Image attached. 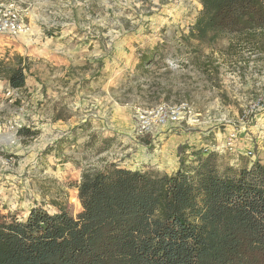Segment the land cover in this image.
I'll list each match as a JSON object with an SVG mask.
<instances>
[{"label":"rangeland","instance_id":"rangeland-1","mask_svg":"<svg viewBox=\"0 0 264 264\" xmlns=\"http://www.w3.org/2000/svg\"><path fill=\"white\" fill-rule=\"evenodd\" d=\"M17 1L30 31L0 34V59L21 56L27 86L9 102L0 80V114L23 107L25 128L39 133L22 129L15 161L0 162V213L24 217L38 204L76 216L84 169L172 173L185 143L187 154L216 150L224 165L264 164V44L185 40L199 0ZM162 103L191 113L141 131L137 111Z\"/></svg>","mask_w":264,"mask_h":264},{"label":"trees","instance_id":"trees-1","mask_svg":"<svg viewBox=\"0 0 264 264\" xmlns=\"http://www.w3.org/2000/svg\"><path fill=\"white\" fill-rule=\"evenodd\" d=\"M199 2L185 40L264 44V0ZM2 79L26 87L21 56L0 59ZM187 148L177 147L172 173L116 163L84 169L76 216L38 204L24 217L0 213V264H264V164L224 165L216 150Z\"/></svg>","mask_w":264,"mask_h":264},{"label":"built area","instance_id":"built-area-1","mask_svg":"<svg viewBox=\"0 0 264 264\" xmlns=\"http://www.w3.org/2000/svg\"><path fill=\"white\" fill-rule=\"evenodd\" d=\"M30 26L25 19V10L17 0H0V34L18 37L29 33ZM9 102L19 97L17 89H9L5 94ZM3 106L0 105V109ZM2 110V109H1ZM25 109L21 107L12 115L0 114V162H14L13 148L19 145V133L27 126ZM191 108L186 103H162L152 108L137 111L138 128L151 131L158 126L177 124L184 121ZM254 155L252 150L247 152Z\"/></svg>","mask_w":264,"mask_h":264},{"label":"crops","instance_id":"crops-1","mask_svg":"<svg viewBox=\"0 0 264 264\" xmlns=\"http://www.w3.org/2000/svg\"><path fill=\"white\" fill-rule=\"evenodd\" d=\"M9 85V84H8ZM27 86V85H26Z\"/></svg>","mask_w":264,"mask_h":264}]
</instances>
